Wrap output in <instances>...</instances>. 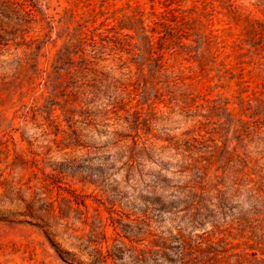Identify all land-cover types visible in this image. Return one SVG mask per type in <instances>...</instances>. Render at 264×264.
<instances>
[{
    "label": "rangeland",
    "instance_id": "374dc122",
    "mask_svg": "<svg viewBox=\"0 0 264 264\" xmlns=\"http://www.w3.org/2000/svg\"><path fill=\"white\" fill-rule=\"evenodd\" d=\"M0 29V264H167L151 200L188 180L264 215V0H0ZM186 145L223 157L196 177Z\"/></svg>",
    "mask_w": 264,
    "mask_h": 264
},
{
    "label": "trees",
    "instance_id": "16d2710c",
    "mask_svg": "<svg viewBox=\"0 0 264 264\" xmlns=\"http://www.w3.org/2000/svg\"><path fill=\"white\" fill-rule=\"evenodd\" d=\"M2 3H6L12 9L16 8L11 7V5H16L15 3L9 4V2L5 1H2ZM17 12L20 13L21 18L30 16V13L22 7H19L14 13ZM4 33V30L0 29V42L7 40ZM126 122L129 123V120L126 119ZM112 135L114 142L120 141L119 138L123 137L121 131H114ZM255 142L260 146L264 143V136L260 137L257 135ZM188 143V141H185V144ZM132 144L133 146L130 148L119 147L117 150L118 155L123 156L129 153L128 158H133L135 156L148 155L153 151L152 147H144L137 150V143L133 141ZM185 151H191V153L181 156L182 158L178 161V168L183 169L185 163L193 160V155L196 154L195 163L192 166V171L196 177L206 175L213 158L217 157L220 160L223 157V149L220 150V155H216L218 153L216 147H213L212 151H210L203 145L199 147L186 145ZM189 183L190 180L183 182V186L178 188L179 191L175 197L176 201L171 202L168 207H165L163 201L159 198H156L155 201L151 200L152 209L156 207L163 208L172 211L174 215L178 212L182 213L180 217L182 225L178 229V236L169 237L174 246L167 247L173 251L175 258H169L167 264H264V260L258 257L257 253L260 252L261 255H264L263 212L258 211L256 207L244 209L241 205L235 206L232 203L230 188L225 191L215 192L213 187H202L198 193L194 186L188 185ZM207 224L212 227L210 235L207 236V232H203L201 235L194 233L196 229H204ZM233 224L237 225L241 233H250L245 237V245L249 241H253L248 246L251 250L250 258L246 256L247 253L245 251L228 255L227 253H229L230 249L226 247L227 243L223 239H219L216 242L212 241L216 234L224 232L220 230L221 227Z\"/></svg>",
    "mask_w": 264,
    "mask_h": 264
}]
</instances>
